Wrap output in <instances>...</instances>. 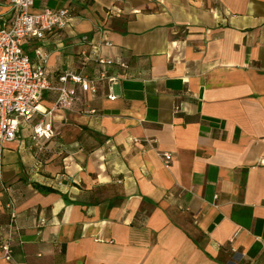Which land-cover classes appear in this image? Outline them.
Here are the masks:
<instances>
[{
  "label": "crops",
  "instance_id": "obj_1",
  "mask_svg": "<svg viewBox=\"0 0 264 264\" xmlns=\"http://www.w3.org/2000/svg\"><path fill=\"white\" fill-rule=\"evenodd\" d=\"M44 7L73 18L24 42L33 63L48 54L54 86L67 72L95 78V55L121 79L128 62L130 78L115 101L105 81L88 93L71 84L74 108L44 119L49 90L20 122L3 148L0 244L13 198L18 264H264V0H47L34 11ZM9 11L0 0V27ZM41 122L52 138L35 136Z\"/></svg>",
  "mask_w": 264,
  "mask_h": 264
},
{
  "label": "built area",
  "instance_id": "obj_2",
  "mask_svg": "<svg viewBox=\"0 0 264 264\" xmlns=\"http://www.w3.org/2000/svg\"><path fill=\"white\" fill-rule=\"evenodd\" d=\"M47 0H9L10 11L8 18L0 27V184L2 183L3 171V148L6 144L13 142L20 127V122L30 123L40 112V102L45 92L55 90L58 98L53 108L43 114V118L60 110H71L74 108L78 96L71 84L79 86L84 93L94 92L100 81L108 84L109 100L115 101L119 98L112 92L114 85L123 79H129L126 71L129 63L122 61L117 65L124 70V77L110 75L115 66L114 60L104 58L100 55L88 58L86 63L91 62L97 66V76L90 78L81 73L67 72L59 76L58 85L54 86L46 75L49 56L42 49H37L35 54L37 62L33 63L30 56L25 52L23 46L26 40H42L46 35L57 30L66 28L73 20L71 11L67 8L52 9L44 7L34 11L36 2ZM125 2L126 0H116ZM84 40L88 41L85 37ZM108 44V43H106ZM86 56V54H83ZM95 114V110H89ZM37 138L50 139L54 136L50 124L39 123L34 128ZM165 167L169 168L173 156L170 153L161 155ZM16 202L11 198L7 204L9 210V234L4 236L1 244V257L9 264H18L14 258L13 244L16 228ZM46 220H40L38 227H43Z\"/></svg>",
  "mask_w": 264,
  "mask_h": 264
},
{
  "label": "rangeland",
  "instance_id": "obj_3",
  "mask_svg": "<svg viewBox=\"0 0 264 264\" xmlns=\"http://www.w3.org/2000/svg\"><path fill=\"white\" fill-rule=\"evenodd\" d=\"M35 8H39V2H36Z\"/></svg>",
  "mask_w": 264,
  "mask_h": 264
},
{
  "label": "trees",
  "instance_id": "obj_4",
  "mask_svg": "<svg viewBox=\"0 0 264 264\" xmlns=\"http://www.w3.org/2000/svg\"><path fill=\"white\" fill-rule=\"evenodd\" d=\"M48 191H50V190H48Z\"/></svg>",
  "mask_w": 264,
  "mask_h": 264
}]
</instances>
